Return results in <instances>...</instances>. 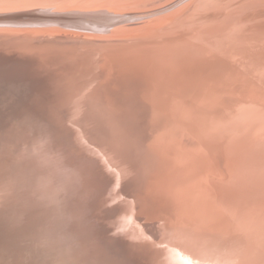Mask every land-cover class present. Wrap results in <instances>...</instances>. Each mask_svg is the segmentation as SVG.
<instances>
[{
    "label": "bare ground",
    "instance_id": "bare-ground-1",
    "mask_svg": "<svg viewBox=\"0 0 264 264\" xmlns=\"http://www.w3.org/2000/svg\"><path fill=\"white\" fill-rule=\"evenodd\" d=\"M73 1L0 0V11L26 4H35L36 9L55 5L57 9L52 11L55 16L60 11L81 10L87 11L77 13L83 17L87 13L105 17L97 11L88 12L99 10L102 1L88 0L90 4ZM74 3L78 9H69L75 7ZM17 13H0V105L4 102L7 106L11 123L32 124L34 130L50 132L66 143L72 154L66 165L67 170L73 171L72 178L58 181L39 174L37 185L29 191L36 198H44L34 211H39L36 215L42 214L43 223L49 227L48 234H63L58 220H66L68 226L69 219L79 215L80 220L90 219L86 226H81L83 237L76 247L77 259L83 264H216L207 258L197 240L202 230L199 224L208 223L212 228L221 219L223 229L230 227L232 208L237 201L247 205L246 197L256 196L251 194L250 177L254 170L258 172L264 167V152L262 158L257 157L261 149L253 151L255 163L247 152L238 158L228 152L222 157H209L213 148L209 145L226 133L240 132L247 123L246 114L254 109L248 95L221 92L227 81L217 75L225 69L232 79L238 68L264 88L263 67L245 62L241 56L244 52L230 51L234 45L230 46L229 40L226 44L222 35L213 32L218 35L217 41L203 40L200 45L228 63L215 61L212 66L215 76L202 75L192 64L193 69L188 67L189 71L192 69L189 76H201L200 81L172 77L164 61L152 66L146 62L143 65L146 70L138 71L136 62L142 61L134 58L130 61L120 50H111L117 43L102 42L117 38L112 33L56 22L49 25L45 17L39 16L25 17L33 23L11 24L24 19L16 17L12 21L11 16L7 17ZM101 20L96 23L104 24ZM74 37L84 41L71 42ZM256 53L250 50V56ZM202 55L194 49L188 58L193 63ZM96 72L98 77L94 75ZM95 82L94 88L87 92L86 85ZM189 100L213 106L209 110L216 108L220 112L210 115L213 116L210 119L206 115L199 118L194 109L188 108L192 107ZM8 124L3 120L0 130L6 132ZM189 138L195 143L191 144ZM178 144L181 152L177 150ZM207 159L213 166H209ZM237 189L242 191L239 196ZM125 208H129L124 212L130 215L129 220L121 217L116 224L111 222L116 210ZM7 222L17 223L14 219ZM170 226L176 231L172 232ZM100 233L105 238H100ZM89 234L97 236L91 240ZM172 235L179 236L170 239ZM144 241L147 243L142 245L140 242ZM142 251H147L150 257ZM238 259L228 262L239 264ZM16 264L48 263L25 255Z\"/></svg>",
    "mask_w": 264,
    "mask_h": 264
},
{
    "label": "rangeland",
    "instance_id": "rangeland-1",
    "mask_svg": "<svg viewBox=\"0 0 264 264\" xmlns=\"http://www.w3.org/2000/svg\"><path fill=\"white\" fill-rule=\"evenodd\" d=\"M70 1L74 2L73 0H65V3ZM96 1H102L100 9H92L88 10V12L97 11L99 14L105 16L104 18L94 16L90 13H87L84 15L85 17H83L77 13H86L87 11H66V9H64V11L67 13L60 11L61 13L57 12L58 16H55L57 14H53L54 12H52L54 9H57L55 5L36 9L35 4H26L22 5V7L9 8L0 11V13L18 12L17 14L7 16H11L12 21H14L13 19L16 17L24 18H20L21 20H16L18 22L15 23L14 21L11 24H29L33 23V21L29 22L25 17L39 16V18H46L48 17L47 15H49L48 18H44L49 25H53L56 22L62 26L72 25L76 28L78 27L77 25H79V28L85 30L95 29V32L103 34L112 33L111 35L117 38L105 39L102 42L117 43V46H114L111 50H120L123 55L126 54V58L130 61H132L133 58L142 61L139 63L136 62V66H139V69L137 68L138 71L146 70L143 66L146 62H149V65L152 66L153 64L160 65L161 62L164 61V67L168 71H171L172 77H181L189 81L191 78H194L200 81L201 76H197L196 74L192 75L194 77L189 76L191 74L190 71L193 69L191 66L192 64H195L197 66L194 65L195 68L201 70L200 73L202 75L204 73L205 75L213 74V76H215L212 68L214 62L216 61L220 64L228 63L200 44L203 40L217 41L218 35H222L221 40L226 44L229 40L230 46L234 45L233 49H230V51L240 50L244 52L245 54L242 53L241 56L245 62L254 63L257 67L262 66L264 70V0ZM83 2L88 4L91 3L88 2V0L78 1V3ZM258 3L261 6H259ZM66 5L67 4L64 6ZM74 6L75 7L69 9H78L76 8L77 4L74 3ZM26 7H30V9ZM29 11H37L38 13L35 12L36 14L33 15L32 13V15H30V13H27ZM90 16L95 17V20L93 18L91 20ZM96 18H99V20L96 21ZM100 19H103L101 22L105 23H96L100 21ZM76 22L79 23L76 24ZM80 22L82 24H80ZM85 26H90L91 28H86ZM260 27L261 29H257ZM257 31L259 34H256ZM213 32H217L218 35H213ZM228 33L232 35L227 36ZM143 34H145V36H142ZM111 35L107 36L112 37ZM70 41L81 42L84 40L81 37H74ZM221 45L225 44L221 42ZM194 49L204 53V55H202L200 59L198 57L196 61L194 60L195 62L191 63L188 57L189 53H192ZM129 50H131V52ZM185 50L188 53L184 52ZM250 50L255 53L257 52L255 56H250ZM177 53H180V55L175 56ZM166 54H171V56ZM193 54L195 56V53ZM196 55L201 56L199 54ZM163 58H165V60ZM189 66L192 68L190 71L188 70ZM221 74H225L224 77H222ZM94 75L98 77L99 72L94 73ZM217 76L219 79H222V81L224 78H226L227 81L223 83V89L220 90L221 92L239 94L241 97H245L244 94L248 95L249 102L251 105H254V109H250L246 114L248 119L247 123L245 122L243 125L245 128L242 127V130L236 134L226 133V135L218 138V141L216 140L209 145L213 147L212 150H209L212 151L209 153V157L211 158L213 155H215L216 158L218 156L222 157L225 152H228L229 156H237L238 158V156L243 157V154L247 152L250 154V160L255 163L256 158H254L253 151L261 149L260 152L258 151L259 156L256 154L259 158H262V153L264 152V88L262 86L260 87L255 79H252L238 68L236 75H233L232 79L227 75L225 69L220 71ZM95 84L96 82L86 85L88 88H86V91H91ZM82 92H85V90ZM220 97L225 98V95L222 96L221 94ZM190 102L192 107L188 108L191 110L194 109L195 115L199 118L200 116L206 115L208 116L206 119H210L213 117H210V115H216L220 112V110L217 111L216 108L209 110V108H213V106H205L195 101ZM3 104L4 102L0 105V127L3 126V120L9 124L6 125V132L0 130V264H16L20 261V258H24L25 255L40 258L48 264H83L77 259L76 247L79 246L78 243H80L83 237V229H81V226H86V221L90 219L84 220V218H82L83 220H80V216L78 215L76 219H69L68 226L66 225V220L60 219L58 220V224L60 223V226L62 225L60 230L63 234L54 233L50 235L48 234L49 227L47 228L44 224L45 222L42 220V214L39 213L38 215L40 216L38 217L35 213L39 211H34V208H36L38 204L40 205L44 201V198H36L35 194L29 193L30 189L37 185L36 178L39 174L46 179L55 177L58 181L66 180L70 177L72 178L73 171L67 170L66 166L67 160H69V157L72 155L68 145L58 140V138L50 134V132L34 130L32 124H23V126H21L20 124L11 123L12 116L10 112L8 114L7 106ZM189 139L191 140V144L192 142L195 143L191 138ZM177 150L181 152L179 144ZM101 165H103V163H101ZM209 166H213L211 162H209ZM250 179V188L253 190L251 194H256V196L249 195L246 197L248 201L247 205H243L240 201H237L238 204L232 208L230 217L231 224L230 227L226 228L227 230L223 229L225 226H223L224 221L221 219V223L219 220L217 222L221 225L222 229L217 222L212 224V228L211 224L198 223L199 226L202 227V230H200L201 235H197V240L203 252L207 254V258L210 261L216 262V264H229V260H237V258H239V264H264V211H262L264 210V167H260L258 172L254 170ZM238 190L239 189L236 191L239 196V193L242 191ZM126 210H129V208H125V210L117 209L111 222L116 224V221L121 217L127 220L130 215L127 216V212L124 213ZM75 212L77 211L75 210ZM259 214H261V216ZM255 215L257 217L259 216V220ZM175 216L178 217V215ZM63 217L65 218V216ZM171 217L170 219L174 222L175 219ZM10 219H14L17 223L13 224L7 222ZM225 220H227V218H225ZM242 224H245V226ZM57 225H55V227H57ZM213 225L215 226L213 227ZM171 226L169 227L170 230L172 232L176 231V229ZM253 226L255 227L252 228ZM4 227L8 228L6 230H1ZM232 227L235 228L233 229ZM239 228L241 230L244 228L242 231H246L239 232ZM236 229L239 231L237 232ZM244 233L247 234L245 235ZM89 235L91 236V240L95 239L97 236V234ZM231 235L233 237H230ZM235 235L238 236V238ZM71 236L72 238H70ZM174 236L178 237L179 235H172L170 239H173ZM99 237L105 238V235L100 233ZM68 238L71 241H68ZM167 242H170L169 239ZM140 243L143 245L147 242L144 241ZM50 251H52V254H50ZM142 253L145 256L148 255L147 258L150 257L147 251H142ZM195 255L197 257V254ZM163 256H161V259H163Z\"/></svg>",
    "mask_w": 264,
    "mask_h": 264
}]
</instances>
